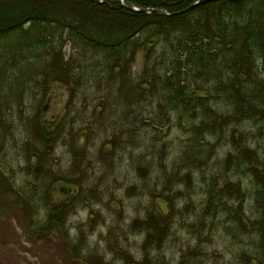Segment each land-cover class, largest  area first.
Returning a JSON list of instances; mask_svg holds the SVG:
<instances>
[{"label":"rangeland","instance_id":"374dc122","mask_svg":"<svg viewBox=\"0 0 264 264\" xmlns=\"http://www.w3.org/2000/svg\"><path fill=\"white\" fill-rule=\"evenodd\" d=\"M63 1L52 4H75ZM145 54L140 50L136 72ZM77 80L72 86L79 100L61 84L51 86L50 98L31 88L22 95L0 86V183L8 179L36 199L33 223L17 210L0 209V264H264V225L256 230L264 194L254 182L264 180L262 160L251 155L248 175L245 161L242 168L237 160L228 162L235 155L230 145L215 147L208 157L210 141L187 131L192 122L151 126L148 118L158 120V98L152 110L143 100L123 114L106 98L110 88L83 86V76ZM54 116L57 125L48 132L42 121ZM137 119L149 125L134 138L136 149L124 132ZM258 128L231 127L244 132L241 142L261 150L263 158L264 133L259 142L249 139ZM191 143L205 149L199 153ZM212 187L217 200L229 195L227 211H216ZM55 223L64 234L53 230Z\"/></svg>","mask_w":264,"mask_h":264},{"label":"trees","instance_id":"16d2710c","mask_svg":"<svg viewBox=\"0 0 264 264\" xmlns=\"http://www.w3.org/2000/svg\"><path fill=\"white\" fill-rule=\"evenodd\" d=\"M55 1L0 0L1 87L17 89L22 95L31 88L44 98L52 85L61 84L69 86L72 98L79 100L72 84L83 76V86L98 82L110 88L106 98L113 100L111 106H122L123 114H130L143 100L152 110L158 98V120L148 118L151 126H173L186 119L192 122L187 129L191 135L209 139L208 157L216 154L215 147L227 144L235 150L228 158L230 165L237 160L242 168L245 161L248 175L251 155L264 165L261 150L241 142L244 132L231 129L252 123L259 128L256 137L249 139L256 142L264 133V0H200L183 12L179 11L196 0H125L138 7L163 8L170 15L133 11L121 0H72L81 6L79 11L72 9L75 4L58 7L52 4ZM140 50L146 54L136 72ZM164 116L167 123L159 121ZM55 123L57 116L42 121L47 131ZM128 125L124 133L130 144L149 124L141 125L137 119ZM190 147L200 153L205 144ZM254 182L264 194V180L256 177ZM213 191V187L208 190L210 200ZM217 194L216 190V211H227L229 195L217 200ZM33 200L8 179L1 180L0 209L17 210L33 223ZM234 220L240 227L243 221L237 216ZM263 225L264 215L256 230ZM65 241L67 247L70 241Z\"/></svg>","mask_w":264,"mask_h":264},{"label":"water","instance_id":"95a60500","mask_svg":"<svg viewBox=\"0 0 264 264\" xmlns=\"http://www.w3.org/2000/svg\"><path fill=\"white\" fill-rule=\"evenodd\" d=\"M106 0H97L98 3H103L105 2ZM123 2V4H125V6L130 9V10H133V11H139V12H145V13H158V14H161V15H170L171 13L166 10V9H163V8H149V7H138V6H135L131 3H126L125 0H121ZM200 0H196L194 1L190 6H188L186 9L180 11V12H183L185 10H188L190 8H192L193 6L197 5V3L199 2ZM61 190H63V188L61 187L60 188Z\"/></svg>","mask_w":264,"mask_h":264},{"label":"flooded vegetation","instance_id":"af4514ba","mask_svg":"<svg viewBox=\"0 0 264 264\" xmlns=\"http://www.w3.org/2000/svg\"><path fill=\"white\" fill-rule=\"evenodd\" d=\"M53 230H59L62 234H64V230L62 229L59 223H55V225L53 226Z\"/></svg>","mask_w":264,"mask_h":264}]
</instances>
